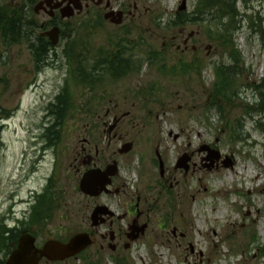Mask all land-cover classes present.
<instances>
[{"label": "rangeland", "instance_id": "rangeland-1", "mask_svg": "<svg viewBox=\"0 0 264 264\" xmlns=\"http://www.w3.org/2000/svg\"><path fill=\"white\" fill-rule=\"evenodd\" d=\"M46 1L0 0L32 22L35 44L50 42L42 34L53 27L61 30L40 68L29 40L10 45L0 37V219L9 237L30 226L46 242L90 229L84 224L94 202L78 189L75 151L86 140L112 139L118 147L134 145L118 159L119 182L128 186L116 197L119 212L131 195L146 194L141 208L156 207L152 224L139 225L145 229L136 239L128 237L131 225L99 227L78 257L40 264H264V111L257 106L264 90L257 89L264 83V0H52L35 11ZM75 5L83 10L62 16ZM113 53L143 70L115 77L102 63ZM184 63L198 64L197 71L183 73ZM228 65L235 66L226 73L234 74L238 95L220 99L218 109L216 68ZM64 90L71 107L61 131L55 128L59 142L46 147L45 132L57 117L52 106ZM125 112L130 116L110 135L113 117ZM204 144L233 166L204 168L198 152ZM191 152L197 167L186 174L176 163ZM157 153L171 179L147 192L161 181L152 161Z\"/></svg>", "mask_w": 264, "mask_h": 264}, {"label": "flooded vegetation", "instance_id": "flooded-vegetation-1", "mask_svg": "<svg viewBox=\"0 0 264 264\" xmlns=\"http://www.w3.org/2000/svg\"><path fill=\"white\" fill-rule=\"evenodd\" d=\"M186 43H188V39L186 40ZM194 50H197L196 47ZM123 55L121 54H115L113 53L112 59H117L111 63H113V67L111 69V72L115 75L117 78H122L126 76L128 73V70L136 69V71H141L143 68H137V66H132L129 62L128 65H125L126 61L122 59ZM102 63H106L103 61ZM182 64V63H181ZM194 64V63H193ZM197 65L198 64H187L184 63L182 66V71L185 74L190 73L191 71H197ZM213 92V91H212ZM117 107V106H116ZM110 114V110H107L106 115ZM130 116V112H125L121 117H113V123L110 125L108 132L110 135H112L113 131L117 129L118 125L127 117ZM172 135V133L170 134ZM118 135L115 133L113 135V139H117ZM178 136H175V139H177ZM121 140V139H120ZM133 144V143H132ZM205 145V144H204ZM212 145V144H211ZM118 142L110 139L107 141L102 142H93V141H84L83 144L78 147L75 151V160H79V167H75L77 175L80 173L79 182H78V189L80 190V183L84 175L92 170H98L101 174L107 173L111 174L109 175L110 183L106 186V190H103L97 195H89L86 193H82V195L90 201H93L94 204L91 207L89 216L87 217V221L84 225H90L91 228L96 229H86L84 232L89 233L92 238L95 235L94 230H97L99 227L105 226V225H131L129 229L134 227H139V225H151L152 221L150 220V216L152 213L155 212L156 207H154L152 204H149L148 208L145 210H142L141 205L148 202V196L146 194H137L136 200L134 199V195H131V201L126 210L123 212V214H120L119 212V201L116 199L118 195H120L122 192L127 191V184L124 182L123 184L119 182L120 175H121V166L118 161L119 156L126 157L133 153V146L132 150L130 149L127 152H124L125 144H122L121 147H118ZM205 146H201L198 149V152L201 154H204L201 156V164L204 168H207V165L209 162H206L205 156L207 155V152L202 151V148ZM213 147V146H212ZM63 155V154H62ZM188 156V162L185 164L186 167L183 168H177L180 170H183L186 174H188L192 169L196 170L197 163L194 160L195 159V152H191L189 154H186ZM57 153V157H58ZM182 157V156H181ZM180 157V158H181ZM227 156L222 155L218 161L215 162L213 169L219 168L221 164H223L224 159ZM60 158V156H59ZM179 158V159H180ZM58 162V160H55ZM153 165L158 166L159 165V174L161 181H157L156 184H149L147 185V192L153 191L154 186L159 187L163 186V184L168 183L170 181L171 177H167V170L165 168V161L163 159V156L160 153H157V158H153ZM158 163V165H155ZM234 163V162H233ZM56 173L52 174L49 178L48 186L52 185L55 180ZM163 182V183H162ZM172 186V185H171ZM171 199V198H168ZM171 203V202H170ZM97 208H102L100 210V213L97 214L95 220L93 217V214ZM125 221V222H124ZM29 232L37 239V247L42 248L44 243L46 241H40V234L38 232V229L36 227L30 226L28 229H23V232ZM129 234H132L129 232ZM128 234V236H130ZM113 235V234H112ZM57 239L63 242H67L70 237H66L61 232H59L55 237H52L51 239ZM115 238V237H114ZM113 238V239H114ZM47 259L43 258L42 261H46Z\"/></svg>", "mask_w": 264, "mask_h": 264}, {"label": "trees", "instance_id": "trees-1", "mask_svg": "<svg viewBox=\"0 0 264 264\" xmlns=\"http://www.w3.org/2000/svg\"><path fill=\"white\" fill-rule=\"evenodd\" d=\"M27 20L28 19L25 17V15L19 12L18 8H14V10H10L0 4V37L6 44H10V45L20 42L22 40H26V39H27L26 41L29 40L28 42L29 46L30 48L33 49L36 58L35 60L36 65L38 66V68H40L41 65L45 66V63L48 59V55H50L49 52H51L50 50L52 49L53 46L47 39H45L42 43L40 42V40L39 42H37V44L32 42V40L30 39L31 32L29 31V27H31L30 24H32V22ZM233 52H234L233 61L236 64L239 61V54H238L239 52L236 50V48L234 49ZM112 55L113 54L110 55L108 54V58L104 60L106 64L109 65L110 71L113 67V63L111 62L117 60L116 58L112 59ZM234 67H235L234 65L233 66L228 65L226 68L222 66H218L216 68L218 78L217 81H215L214 83L213 94L215 98L214 103L217 104L216 106H218V109H220L219 107L220 99H221V104L223 102L228 103L231 102L232 99H234L238 95L237 92L232 90V88L234 87L233 84L234 79L231 80L230 78L234 77V74L227 75V73L231 72V69L234 70ZM262 87L264 88V83L257 85L258 90H260ZM67 90H64V92L57 97L58 102L52 106V109H55L54 113L58 114V116L56 117L55 123L49 128V131L46 133L45 139L46 141L48 140V142L49 141L53 143L55 142L54 144H57L59 142V137H60L59 131L55 130V128L58 129L60 128L59 130L61 131L62 128L61 121H63V119L65 118L67 111L71 107V103H72L71 100L69 99L70 95L67 93ZM258 101H259L257 104L259 108L258 110L264 111V90H262L261 93L259 92ZM7 232H8L7 226L3 223V220L0 219V264H5V258L1 257L2 249L7 250L6 253L7 255L10 251L9 247L11 243L13 241H16L18 236L16 235L14 237L13 236L9 237V234Z\"/></svg>", "mask_w": 264, "mask_h": 264}, {"label": "water", "instance_id": "water-1", "mask_svg": "<svg viewBox=\"0 0 264 264\" xmlns=\"http://www.w3.org/2000/svg\"><path fill=\"white\" fill-rule=\"evenodd\" d=\"M52 0L46 1L50 3ZM44 2L40 3L35 11H39L43 6ZM76 6V5H75ZM57 7V6H56ZM77 9H81L80 6H76ZM67 16L71 17L74 14V9L67 11L66 9L62 10V16L64 17L66 13ZM60 29L54 27L52 30L45 32L43 35H46L50 38L53 45H57L59 42ZM132 148V144H126L124 147V152L129 151ZM209 150V155L205 159L210 161L207 165L208 168H212L215 162L220 159V152L218 150H211L210 147H204L202 150ZM188 156H184L178 162V167H186L185 164L188 162ZM225 166L228 167L231 164V160L228 159L224 162ZM109 175L107 173L101 174L98 170H92L84 175L81 180L80 186L81 190L89 195H97L103 190H106V186L110 183ZM102 208H97L93 214L94 220ZM132 238L138 237L139 232H143L145 226L141 228L132 227L131 228ZM136 232V233H135ZM135 233V235H134ZM93 243L91 237L87 233H79L70 239L68 243H62L56 240H50L46 242L42 249L36 247V239L28 232H24L19 239L17 248L12 251L9 258L6 261V264H38L43 257H47L49 260H64L66 258L75 256L85 250L88 246Z\"/></svg>", "mask_w": 264, "mask_h": 264}]
</instances>
